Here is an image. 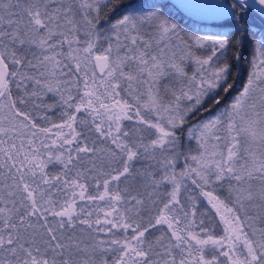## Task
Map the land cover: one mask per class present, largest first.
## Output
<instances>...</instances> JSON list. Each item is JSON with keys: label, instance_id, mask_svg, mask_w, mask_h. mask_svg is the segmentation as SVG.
<instances>
[{"label": "snow or ice", "instance_id": "obj_1", "mask_svg": "<svg viewBox=\"0 0 264 264\" xmlns=\"http://www.w3.org/2000/svg\"><path fill=\"white\" fill-rule=\"evenodd\" d=\"M199 7L222 9L232 31L186 38L158 3L0 0V264H264V0ZM246 46V82L221 104ZM49 93L59 123L39 112L56 107ZM213 103L216 113L189 123ZM181 136L197 148L182 151ZM185 180L223 235L193 229ZM222 182L227 200L215 194ZM142 212L154 214L145 223ZM158 225L170 235L153 241Z\"/></svg>", "mask_w": 264, "mask_h": 264}, {"label": "trees", "instance_id": "obj_2", "mask_svg": "<svg viewBox=\"0 0 264 264\" xmlns=\"http://www.w3.org/2000/svg\"><path fill=\"white\" fill-rule=\"evenodd\" d=\"M223 1H226L227 3L231 2V0H223ZM128 3H140V4L158 3V4H163L166 14L169 16L170 19H172L175 23H177L181 29H183V32H194L195 34L197 33L200 35L201 34L202 35L210 34L213 36H218L221 33L227 34V33H230L232 31V29L227 27V26L222 27L221 26L222 22L212 23V24L196 23V22L186 18L182 14H180L166 0H123V4H128ZM122 6L123 5H117L114 8V10H112L108 13V15L105 17V19H103V21L108 23V20H112L115 17H117L120 14V9L122 8ZM251 22L257 26L256 28L253 29V31L256 32L258 35L259 34L258 28L261 25V21H260L258 15L254 16L252 18ZM248 51H249L248 47L246 46L245 51H244L245 60H244V62H242L238 66L236 65V62L234 60L231 62L233 64L234 68H236L237 75L235 77L233 89L227 94H222L221 104H224L226 100L229 101V97H232L237 92V90L246 82L247 75L250 71V67H249L248 63L246 62V58L248 56ZM11 88H12L13 98L18 99V96L21 95L22 93H20L19 90L13 88L12 85H11ZM121 96L123 98H126L122 94H121ZM42 99L44 102H46L48 104H56V107H54L51 111H48L46 108L41 107L39 109V112H41V113L46 112L47 115L50 116L53 121H55L57 123L61 122V120L63 118L61 117L60 113H61V111H63V108L58 103L59 98L54 96L53 94H48L46 97H44ZM209 99H211V97H209ZM207 102L208 101L206 100L205 103H207ZM36 103H41V99H37ZM17 106L21 109L32 111V103H29L28 105L18 104ZM218 108H220V105H216L214 103L211 104L208 112H201L200 116L197 117L196 120H190L189 123L194 124L197 122V120H201L204 117H211L214 113L217 112ZM69 111H72V110L70 109ZM101 111H103V110H101ZM33 114L35 115V113H33ZM82 116H84L83 111L81 113L77 114V119L79 120ZM37 123L39 125H41L42 127H50V124H48L44 120L37 119ZM120 123L123 126L127 127V126L133 124L134 121L122 120ZM184 127L185 128L189 127V124H185ZM55 131H56V129H53V132H55ZM49 135H51V133H49ZM180 139H181V150L184 151V150H186L187 146L190 145V143L186 144L184 142L182 136L180 137ZM19 142H20L19 140L16 141L17 144H19ZM188 163H189V161H188ZM184 168H185L184 157L181 156L177 165H176L177 173H179ZM59 170H60V166L58 164L49 165L48 171L55 172V171H59ZM185 185H186V187H182L181 192H180L181 202L183 204H185L186 208H191V206L193 204V200L191 198L192 197L195 198V204H196V210H197V216H196L197 223L193 225V229L197 232H200L201 228H208V229H210L211 233L216 237L223 235V227H224L223 223L220 221L219 216L215 213V210L212 209L211 206L207 203V199L205 197H203L202 195H200V190L198 188H196V186L191 183V180H185ZM121 187H123V185H121ZM164 187L167 188L169 191L171 190L170 184H166ZM216 189H217V191L215 194L219 195L221 197V199L227 200L226 196L224 195V193L221 190L222 188L216 187ZM95 191H96V189L91 188V187L88 189L89 193L94 194ZM165 199H166V197H165ZM80 203L81 204L88 203L89 206H91L92 204L104 205L105 201H92V202L81 201ZM150 214H154V213H147V212L141 213V215L144 217L145 223H147V219H148ZM113 215H115V213ZM200 219L204 220L203 225H199ZM182 224H183V218L181 219V225ZM165 230H167L166 225H158L157 228L150 229V233H146V235H148L151 240L155 241V239L161 235V232H163ZM130 231L131 230H129V233H130ZM167 231H168V234L170 235V230H167ZM207 234H208L207 232H201L202 237L206 236ZM166 239H167V237H165V240ZM205 255L208 256L209 252L206 251ZM219 260L220 261H226L227 258L220 256Z\"/></svg>", "mask_w": 264, "mask_h": 264}, {"label": "water", "instance_id": "obj_3", "mask_svg": "<svg viewBox=\"0 0 264 264\" xmlns=\"http://www.w3.org/2000/svg\"><path fill=\"white\" fill-rule=\"evenodd\" d=\"M180 14L199 24L222 22V9L199 7L208 4H228L223 0H166Z\"/></svg>", "mask_w": 264, "mask_h": 264}, {"label": "rangeland", "instance_id": "obj_4", "mask_svg": "<svg viewBox=\"0 0 264 264\" xmlns=\"http://www.w3.org/2000/svg\"><path fill=\"white\" fill-rule=\"evenodd\" d=\"M100 23L101 24H107L106 22H104L103 20H101L100 21ZM182 34H186V38H188V37H192V36H197V37H205V38H207V37H214L213 35H210V34H204V35H200V34H195L194 32H183ZM101 43H103V41H101ZM190 68H191V66H190ZM245 84V83H244ZM243 84V85H244ZM243 85L239 88V89H241L242 87H243ZM13 86V88H15V89H17L16 87H15V85H12ZM30 87H32L31 85H30ZM238 89V90H239ZM18 90V89H17ZM49 94H52V93H49ZM124 97H126V98H128V99H130V97H127L126 96V94L125 93H121ZM235 94H237V92L235 93ZM234 94V95H235ZM233 95V96H234ZM231 101L229 100V103H230ZM183 103H185V104H190L191 103V101H184ZM195 124V123H194ZM182 138H183V140H184V142L186 143V144H189L190 143V145H191V147L193 148V149H196L197 148V145L195 144V142L194 141H188L184 136H182ZM189 163H192V161H189ZM222 184H223V186H220V185H214V187H218V188H222L221 190H222V192L224 193V195L226 196V198H228V195H229V193H228V188H227V182H222ZM101 215H103L102 213H101Z\"/></svg>", "mask_w": 264, "mask_h": 264}]
</instances>
